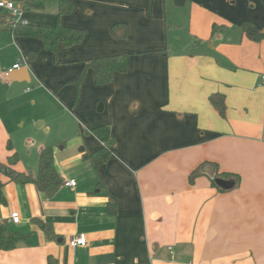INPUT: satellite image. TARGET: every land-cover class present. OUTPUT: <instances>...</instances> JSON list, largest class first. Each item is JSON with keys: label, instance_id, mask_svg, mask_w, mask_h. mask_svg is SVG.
<instances>
[{"label": "crops", "instance_id": "1", "mask_svg": "<svg viewBox=\"0 0 264 264\" xmlns=\"http://www.w3.org/2000/svg\"><path fill=\"white\" fill-rule=\"evenodd\" d=\"M47 1L49 13L32 9L23 19L55 26L60 0ZM70 1L73 11L60 22L85 31L79 45L53 54L40 39L0 30L27 61L13 69V54L0 66V82L11 70L18 83L40 81L73 122L69 130L61 125L67 133L59 144L32 142L38 146L28 169L8 148L0 119V161L17 153L15 169L36 177L41 150L53 147L57 171L76 181L49 197L35 184L2 177L7 205H0V221L18 211L22 220L12 229L30 238L0 251V264H264V39L242 30L264 34V0H186L181 7L175 0ZM183 7L189 16L181 26ZM14 18L0 9V23ZM121 23L129 27L126 39L112 32ZM185 26L190 48L174 52L173 37ZM122 53L131 55L127 72L110 83L99 85L91 68L81 77L84 61ZM215 93L225 98V117L211 105ZM100 126L109 141L93 134ZM103 148L110 159L95 170L90 154ZM205 162L239 175V188L222 193L206 177L191 184L190 174ZM80 233L87 246H70Z\"/></svg>", "mask_w": 264, "mask_h": 264}, {"label": "trees", "instance_id": "2", "mask_svg": "<svg viewBox=\"0 0 264 264\" xmlns=\"http://www.w3.org/2000/svg\"><path fill=\"white\" fill-rule=\"evenodd\" d=\"M23 4L24 10H38L42 11L46 8L45 0H15ZM74 5L70 0H60L58 9V22L55 26H40L31 23H0V30L3 32H10L14 37L36 38L43 42L44 48L47 52L56 54L61 47L71 48L79 45L85 39L86 33L82 29H75L63 26L60 22L62 16L69 15L73 11ZM243 34L252 40L260 41L264 39V34L257 29L250 26L242 27ZM217 31V26L213 27V34ZM112 32L115 37L119 39H126L129 33V27L126 24H115L112 27ZM34 55V54H33ZM130 54L122 53L101 58H94L84 61V69L81 77L84 76L86 69L94 70L96 82L99 85L108 84L112 81L115 73H126ZM210 102L213 108L221 117L226 116L227 105L223 95L219 93L212 94ZM93 134L101 141L107 142L110 139V131L106 126H100L93 129ZM8 148L13 149L12 144L8 143ZM111 156V151L108 148L90 154V160L95 170H98L105 164ZM19 163V156L14 153L6 162L0 161V205H7V199L4 194L5 183L2 177L8 178L10 181L18 183H32L45 195L52 197L64 185L65 180L57 171L54 161L53 147H46L41 150L39 158V170L36 177L31 174L19 172L15 166ZM206 177L209 179L211 186L225 193L236 190L241 184V178L237 174L222 172L219 165L211 162H205L194 169L189 176V182L195 183L198 178ZM232 181V186L229 188H222L219 181ZM110 211L116 213V202L111 199ZM33 223L39 227H49L39 220H33ZM49 231V230H48ZM49 235L52 236L51 230ZM30 235L22 234L12 229V224L7 221H0V251H13L22 243H27ZM52 264V260H49Z\"/></svg>", "mask_w": 264, "mask_h": 264}, {"label": "rangeland", "instance_id": "3", "mask_svg": "<svg viewBox=\"0 0 264 264\" xmlns=\"http://www.w3.org/2000/svg\"><path fill=\"white\" fill-rule=\"evenodd\" d=\"M174 5V2H173ZM53 5L46 2V13L53 10ZM179 14L181 13V26L185 24V20H188L187 7L178 8ZM181 11V12H180ZM4 14H8L5 12ZM20 18L15 17L13 21H18ZM10 22V20H8ZM12 24V23H7ZM178 37H173L174 46L173 51L183 48L186 50L190 48L188 41L190 37H184L188 35L186 26L183 30L176 32ZM10 33H2L0 31V66L9 64V60L13 54L17 53L18 63L22 66H26L27 61L25 56L20 53L14 46ZM40 81L25 82L24 84L13 82L8 77L0 82V119L5 126L9 140L11 141L15 151L20 153L22 161L25 162V166L28 169H32L34 162L33 149L37 146H33V141L45 139L48 141V146L51 144H59L66 136L67 131H61L60 128L63 124L66 126V130L71 129L73 122L71 121L69 111L66 112L63 105L55 102L53 96H51L48 89L44 86H40ZM48 92V93H47ZM36 101V103H35ZM46 122V127L50 126V131L46 132L45 128L40 127L38 122ZM65 134V135H64ZM59 135H62L61 139ZM64 144V143H62ZM220 183L221 180L219 181ZM15 230V229H13Z\"/></svg>", "mask_w": 264, "mask_h": 264}, {"label": "built area", "instance_id": "4", "mask_svg": "<svg viewBox=\"0 0 264 264\" xmlns=\"http://www.w3.org/2000/svg\"><path fill=\"white\" fill-rule=\"evenodd\" d=\"M0 9L7 10L13 14L14 17L20 18L17 22H22L24 24L28 23L26 20L23 19V14L25 12L23 4L21 2H17L15 0H0ZM22 67L21 63H18L13 67V69H19ZM12 71V70H11ZM9 73H7L8 75ZM264 81V77H263ZM64 186L67 187H74L76 186L75 180L66 181ZM21 215L18 211H13L10 215L9 222L12 225H16L21 223ZM70 246L72 247H86L88 244V238L85 233H80L76 236H73L69 241Z\"/></svg>", "mask_w": 264, "mask_h": 264}, {"label": "water", "instance_id": "5", "mask_svg": "<svg viewBox=\"0 0 264 264\" xmlns=\"http://www.w3.org/2000/svg\"><path fill=\"white\" fill-rule=\"evenodd\" d=\"M186 0H175L174 4L176 7H181L184 6ZM23 69H27L26 67H23ZM17 70L11 71V73L9 74V79L13 82H17L19 81V79H17ZM22 82H27V80H22Z\"/></svg>", "mask_w": 264, "mask_h": 264}]
</instances>
